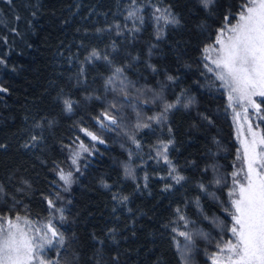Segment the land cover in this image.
Wrapping results in <instances>:
<instances>
[{
    "label": "trees",
    "instance_id": "obj_1",
    "mask_svg": "<svg viewBox=\"0 0 264 264\" xmlns=\"http://www.w3.org/2000/svg\"><path fill=\"white\" fill-rule=\"evenodd\" d=\"M244 3L215 0L205 9L199 0H136L143 23L134 24L126 19L131 0H13L12 5L0 0V86L8 89L0 93V145L5 146L0 148L4 189L0 217L53 216L66 238L59 257L57 249L54 254L61 264H95L100 259L97 250L103 255L101 264H111L114 255H119L121 264H182L171 232L172 227L184 230L176 214L180 208L209 235L208 240L196 239L191 264H211L216 245L231 237L228 229L233 221L224 209L230 207L228 190L237 168L238 143L226 92L203 67V49L214 40L226 16L229 24L237 19ZM157 7L169 8L180 24L158 23ZM17 15L19 21L14 19ZM117 24L122 34H117ZM134 27L139 31L130 32ZM92 49L108 54L112 63H86ZM119 66L125 67L126 99L105 85ZM168 74L177 77L175 83L167 81ZM157 95L162 100H155ZM177 97L182 104L188 97L195 103L188 108L178 105L162 124L147 120L162 111L163 101L174 103ZM64 100L73 102L71 112L65 110ZM112 103L117 105L114 110ZM105 111L119 113V128H99L96 118ZM38 123L43 126L37 128ZM137 123L151 127L136 129ZM81 128L95 132L105 143L91 141ZM34 134L43 139L36 147H23ZM131 136L139 141V148ZM77 137L90 153L81 151L77 158L80 171L71 163ZM169 139L174 144L168 158L186 177L179 185L156 156L159 142ZM125 165L134 178L124 175ZM58 169L73 172L68 191ZM216 176L228 183L209 184ZM199 183L209 185L215 198L201 192ZM168 184L172 187L165 191ZM113 196L129 199L122 205ZM46 198L64 209L66 219L52 214ZM109 229L116 231L110 234Z\"/></svg>",
    "mask_w": 264,
    "mask_h": 264
},
{
    "label": "snow or ice",
    "instance_id": "obj_2",
    "mask_svg": "<svg viewBox=\"0 0 264 264\" xmlns=\"http://www.w3.org/2000/svg\"><path fill=\"white\" fill-rule=\"evenodd\" d=\"M9 5L13 4V0H6ZM133 7L127 13L126 19L135 21L138 20L143 23V17L138 16L137 13L140 9L135 7L136 0H131ZM199 3L208 9L215 3V0H199ZM155 20L159 23L164 22V26L180 24L179 18L174 15L169 8H155ZM35 15V13H32ZM15 20L19 21L21 17L15 16ZM3 20L0 19V24ZM117 34H122L119 29L120 25H115ZM111 31V28L108 29ZM12 31H16L15 28ZM97 31H104L98 29ZM130 32H138L139 28L134 27L129 29ZM227 33V35H225ZM161 32L158 31L157 39H160ZM113 51H116L113 46ZM206 54L205 61H211V64L205 62L203 67L208 72L213 73L214 80L220 82V87L227 90L229 106L236 104L244 108V102L251 105L257 113L260 111L261 105L256 103L253 99L254 96L264 97V0H245L238 13L236 23L229 24L228 17H225L223 26L218 29L215 41L213 44L206 46L203 49ZM210 52H215V57L207 55ZM133 59H138L134 57ZM96 60H104L109 64L112 60L108 54L102 55L97 49H92L85 57L86 63H92ZM3 63V61H0ZM153 72L157 71L155 66L149 65ZM84 65L82 63L79 75H84ZM167 81L175 83L177 77L168 74ZM106 87L112 91H119L126 99L128 93L126 91V77L125 67H115L112 75H110L106 82ZM8 89L0 86V93L7 92ZM184 93L180 94L183 97ZM180 97L176 101L166 102L163 101L162 111L156 115L147 117L148 121L162 124L167 120V114L182 104ZM155 100H162V97L157 95ZM155 100L153 102H155ZM65 110L71 112L73 110V102L71 100H64ZM148 103V101H144ZM195 103L192 97L186 98L182 106L184 108L191 107ZM117 105L112 103L110 109H116ZM235 113V109H233ZM247 113V108H244ZM118 112L109 115L108 111L102 112L97 118V124L101 129L119 128L117 120ZM236 116L239 113H235ZM247 118V117H245ZM204 119H208L204 117ZM259 119L264 121V115H260ZM209 123L211 121L209 120ZM42 123L36 124L37 128H41ZM136 129L150 128V123H137ZM258 127V125H257ZM81 132L92 141L103 144L105 141L101 136L87 128H81ZM171 132V128H168ZM248 131L251 133V139L247 143H242L243 155L238 152L237 159L242 161V166L231 173L232 187L228 191L229 208L224 211L230 212L232 218V226L228 229L232 233L234 239H229L223 242V245L217 244V251L210 255L211 264H264V135H258L252 132V125H248ZM133 144L137 148L140 147L139 141L135 136L130 137ZM43 139L42 135H31L30 141L25 142L23 147L30 148L36 147L37 144ZM78 142V149L72 151L71 163L77 165V158L81 155V151L89 153V148L86 147L79 137L76 138L74 143ZM174 144L173 139L168 141H160L156 146V156L162 158L163 162L168 165V177H170L175 184L179 185L185 181L186 177L179 174L172 161L168 158V149L170 145ZM5 147L0 145V148ZM90 154V153H89ZM132 153L129 152L131 157ZM76 171H80L77 165ZM208 169H205L207 171ZM215 171V168H213ZM243 173V176H241ZM57 174L59 180L66 186L65 191L69 190L72 183L73 172H65L63 169H58ZM124 175L126 177H133L134 173L131 168L125 165ZM148 177L145 175L144 180L147 181ZM164 179V178H162ZM214 183L216 186L226 185L228 180L224 177L216 176L209 184ZM147 187V183L144 185ZM104 187H110L104 184ZM171 184L165 186V191L170 190ZM201 192L215 198V194L208 191L209 185L204 183L198 184ZM4 194V189L0 186V195ZM56 198L59 199V193H56ZM119 204H126L128 201L127 196L119 197L113 196ZM47 206L52 214L59 213V219L63 221L64 209L58 207L53 199L46 198ZM196 206L199 208V199L195 201ZM115 211V208L113 209ZM130 211V209H129ZM202 211V209H201ZM178 221L182 222L180 230L177 227H172L171 232L174 233L172 239L176 251L180 255L182 264H191L192 252L195 248L197 238L208 240L209 235L199 228L195 227V223L187 218L180 208L176 209ZM208 219V217H204ZM4 222L0 223V264H46L44 259L45 250L48 248H57V257H59V249L64 248L66 243L65 234L60 231L54 224L53 216H50L47 223L40 225L39 222H32L27 219L24 220L27 230L19 227L18 224L13 223L12 218H0ZM19 221L21 217L14 218ZM213 224L219 226L216 220L211 221ZM5 223L7 227H5ZM175 223V222H173ZM192 225V228L189 227ZM115 229H109V233H115ZM180 238H183L182 240ZM111 239L117 243L115 236L112 235ZM103 244L104 241H99ZM97 256L100 259L95 260V264H101L103 260L102 253L97 250ZM111 264H121L119 255H114L110 258ZM47 264H61L60 260H51ZM64 264H68L67 261ZM107 264V262H105Z\"/></svg>",
    "mask_w": 264,
    "mask_h": 264
},
{
    "label": "rangeland",
    "instance_id": "obj_3",
    "mask_svg": "<svg viewBox=\"0 0 264 264\" xmlns=\"http://www.w3.org/2000/svg\"><path fill=\"white\" fill-rule=\"evenodd\" d=\"M237 19H238V17H237ZM236 20L234 22L230 23V25L236 23ZM225 35H227V33H225ZM215 37H216V35H215ZM214 41H215V38L211 43L207 44L206 46L213 44ZM205 55L206 54L203 52V59H204ZM207 55H211L214 58L216 54H215V52H210ZM205 62L211 64L210 60L205 61ZM224 90H225L227 98H228L227 90L226 89H224ZM253 99L256 101V103L261 105L259 113H257L256 110L251 105H248L246 102H244V108H247V113H245L244 108H242L236 104H233L231 107L229 106L230 111H231V118H232V121H233V124L235 127V136H236L237 143H238V152L240 153L241 156L243 155L242 143H247L251 139V133L248 131V125L249 124L252 125V132L257 133L258 135H264V121L259 119L260 115H264V97L254 96ZM228 104H229V101H228ZM233 109H235V113H239L238 116L235 115ZM245 117H247V118H245ZM257 125H258V127H257ZM237 155H238V153H237ZM241 166H242V161L237 159V168L235 171H237ZM241 176H243V173H241ZM231 187H232V185L230 186V188ZM16 216L21 217V219L19 221H16L14 219ZM3 217L12 218L13 223L18 224L20 228L25 229V230H27V226L24 223L25 219L32 221V222H39L40 225L47 223V220H48V218L34 220V219H31L28 216L22 215V214H15V215L6 214V215L1 216L0 218H3ZM3 222L4 221L2 219H0V223H3ZM55 226L57 227L56 224H55ZM5 227H7L6 223H5ZM229 239H234L232 236V233H231V237ZM56 249L57 248H48L45 250L44 259H45L46 264L48 261L56 260V258L54 256Z\"/></svg>",
    "mask_w": 264,
    "mask_h": 264
}]
</instances>
